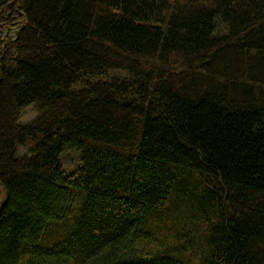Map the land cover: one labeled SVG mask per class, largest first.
Masks as SVG:
<instances>
[{
	"label": "trees",
	"instance_id": "16d2710c",
	"mask_svg": "<svg viewBox=\"0 0 264 264\" xmlns=\"http://www.w3.org/2000/svg\"><path fill=\"white\" fill-rule=\"evenodd\" d=\"M13 1L0 264H264V0Z\"/></svg>",
	"mask_w": 264,
	"mask_h": 264
},
{
	"label": "rangeland",
	"instance_id": "374dc122",
	"mask_svg": "<svg viewBox=\"0 0 264 264\" xmlns=\"http://www.w3.org/2000/svg\"><path fill=\"white\" fill-rule=\"evenodd\" d=\"M14 32H15V29H12L6 33L4 32L0 35V39L8 35L13 36ZM35 116H36L35 111L32 108H28L24 111L21 122L31 121L35 118ZM21 151L23 152L24 149H22V147L19 146L18 152H21ZM61 159H62V165L65 171L71 172L77 168L79 155L75 150L68 148L67 151L62 155Z\"/></svg>",
	"mask_w": 264,
	"mask_h": 264
},
{
	"label": "water",
	"instance_id": "95a60500",
	"mask_svg": "<svg viewBox=\"0 0 264 264\" xmlns=\"http://www.w3.org/2000/svg\"><path fill=\"white\" fill-rule=\"evenodd\" d=\"M16 0H14L13 2H15Z\"/></svg>",
	"mask_w": 264,
	"mask_h": 264
}]
</instances>
